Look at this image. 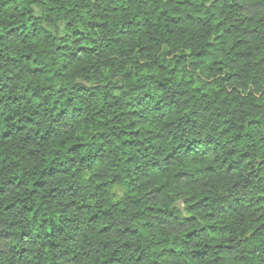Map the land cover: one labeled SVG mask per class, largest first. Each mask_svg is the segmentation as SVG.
Returning a JSON list of instances; mask_svg holds the SVG:
<instances>
[{"label": "clouds", "instance_id": "9594fccd", "mask_svg": "<svg viewBox=\"0 0 264 264\" xmlns=\"http://www.w3.org/2000/svg\"><path fill=\"white\" fill-rule=\"evenodd\" d=\"M0 264H264V0H0Z\"/></svg>", "mask_w": 264, "mask_h": 264}]
</instances>
